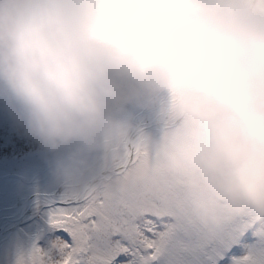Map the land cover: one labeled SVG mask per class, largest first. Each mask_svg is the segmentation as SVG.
<instances>
[{
  "label": "clouds",
  "instance_id": "clouds-1",
  "mask_svg": "<svg viewBox=\"0 0 264 264\" xmlns=\"http://www.w3.org/2000/svg\"><path fill=\"white\" fill-rule=\"evenodd\" d=\"M0 114L70 192L143 135L193 226L264 230V0H0Z\"/></svg>",
  "mask_w": 264,
  "mask_h": 264
},
{
  "label": "snow or ice",
  "instance_id": "snow-or-ice-1",
  "mask_svg": "<svg viewBox=\"0 0 264 264\" xmlns=\"http://www.w3.org/2000/svg\"><path fill=\"white\" fill-rule=\"evenodd\" d=\"M103 159L93 185L38 198L53 238L41 246V237H34L16 264H154L164 239L189 223L184 189L167 175L145 136L111 142ZM256 234L264 240V230ZM234 264L264 260L244 257Z\"/></svg>",
  "mask_w": 264,
  "mask_h": 264
},
{
  "label": "rangeland",
  "instance_id": "rangeland-1",
  "mask_svg": "<svg viewBox=\"0 0 264 264\" xmlns=\"http://www.w3.org/2000/svg\"><path fill=\"white\" fill-rule=\"evenodd\" d=\"M139 118L144 124L151 123L147 117ZM145 133L159 139L163 130L156 127ZM104 152L89 161L86 175L94 176L103 170ZM55 169V158L19 136L0 114V220L8 213L19 217L11 223L0 221V264H16L18 254L27 251L37 235L41 237V246L53 238L38 199L26 211L24 204L33 195L68 190L67 184L58 180ZM21 211H24L22 216ZM187 218L189 223L179 224L164 239L161 255L154 264H234L244 257L256 262L264 260V240L257 236L258 227H253L256 224L240 221L231 230L209 233L193 226L188 215ZM251 231L255 232L248 236ZM230 251L237 254H228Z\"/></svg>",
  "mask_w": 264,
  "mask_h": 264
},
{
  "label": "water",
  "instance_id": "water-1",
  "mask_svg": "<svg viewBox=\"0 0 264 264\" xmlns=\"http://www.w3.org/2000/svg\"><path fill=\"white\" fill-rule=\"evenodd\" d=\"M100 176H101V175H100ZM100 176H99V177H100ZM99 177H98V178H99ZM43 196H44V195H41V196H39V197H42V198H43ZM39 197H38V196H33V197H31L30 199H28V200L26 201V204H31L32 202L36 201ZM9 220H12V219L9 218Z\"/></svg>",
  "mask_w": 264,
  "mask_h": 264
}]
</instances>
